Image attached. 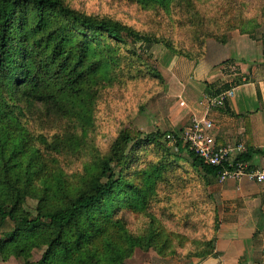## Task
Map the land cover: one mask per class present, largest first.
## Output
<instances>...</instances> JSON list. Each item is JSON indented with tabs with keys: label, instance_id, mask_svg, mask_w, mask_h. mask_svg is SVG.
Masks as SVG:
<instances>
[{
	"label": "rangeland",
	"instance_id": "obj_1",
	"mask_svg": "<svg viewBox=\"0 0 264 264\" xmlns=\"http://www.w3.org/2000/svg\"><path fill=\"white\" fill-rule=\"evenodd\" d=\"M61 1L87 16L116 21L163 42L134 43L130 37H122L116 43L100 32L63 22L67 33L82 40L89 56L99 61L97 74L85 89L88 109L77 117L45 119L37 113V105L30 115L24 116H18L10 104L0 106V144L13 152L6 162L8 177L19 186L26 184L32 195L46 192L49 203L57 204L61 202L59 191L76 189L97 161L108 155L113 140L124 129L142 135L157 134L151 143L144 142L141 136L130 142L122 162L111 164L116 185L96 212L102 211L124 238L146 240L160 231L171 241L161 255L143 242L120 264L188 261L217 229L223 205L219 193L227 180L204 175L192 167L186 150L178 152L165 141L166 134L179 132L172 124L177 121L174 113L182 108L167 86L165 63L170 57H183L174 51L178 50L176 45L190 56L203 57L206 50L213 52L212 45L220 42L205 35L217 31L214 17L218 5H226L227 0H196L195 5L204 17L203 24L197 27L182 26L183 21L170 18V10L142 8L132 0ZM246 1L242 6L251 12L252 4L248 6L249 0ZM168 42L171 48L163 46ZM35 206L36 200L25 196L21 210L32 217ZM108 207L116 212L106 215ZM11 230V222L2 223L0 240L5 241L4 234ZM172 250L179 254L178 258L171 254ZM43 251L44 246L34 247L26 250L22 258L13 255L6 245L1 255L5 252L6 257L1 260L0 256V263L35 264Z\"/></svg>",
	"mask_w": 264,
	"mask_h": 264
},
{
	"label": "trees",
	"instance_id": "obj_2",
	"mask_svg": "<svg viewBox=\"0 0 264 264\" xmlns=\"http://www.w3.org/2000/svg\"><path fill=\"white\" fill-rule=\"evenodd\" d=\"M132 1L142 8L170 10V18L183 21L182 26L203 24L204 17L195 5L196 0ZM242 3L247 1L227 0L226 5L223 2L219 4L214 17L217 31L205 36L224 43L228 31L252 27L257 13L264 8V0H249L247 5L252 4L251 12H247ZM63 22L85 31L100 32L116 43L121 42L122 37H130L134 43L163 42L159 38L138 34L116 21L87 16L69 8L61 0H0L1 107L10 104L18 116H24L30 115L37 105V113L45 119L77 117L88 109L85 89L96 76L99 61L89 56L82 40L67 33ZM191 39L195 40L192 36ZM163 46L172 47L170 42ZM175 47L178 50L174 51L186 59L202 57V54L190 56L180 51L182 47L179 45ZM2 119L3 116H0V121ZM171 133L176 138V151L185 150L176 137L177 133ZM140 136L144 142L151 143L159 135H142L138 131L124 129L113 140L108 155L97 161L76 189L59 191L61 202L57 204L49 203L50 197L46 192L32 195L26 184L19 186L8 177L6 162L13 157V152L5 150L0 144V225L5 221L12 223V230L4 234L6 240H0V256L6 245H9L13 255L22 258H25L26 250L44 246L35 264H120L134 247L140 248L143 242L158 255L169 249L171 241L162 232L156 230L146 240L124 238L102 211L96 212L116 185L111 164H120L128 144ZM187 153L192 167L198 168L204 175L218 176L220 167L204 166L193 153ZM251 154V150L245 147V152L236 160L248 162ZM25 196L36 200L35 215L32 217L21 210ZM114 212L116 210L108 207L105 214ZM213 239L214 235L203 243L199 253L190 257L211 255ZM171 254L179 257L173 250ZM1 257L4 260L5 252Z\"/></svg>",
	"mask_w": 264,
	"mask_h": 264
},
{
	"label": "crops",
	"instance_id": "obj_3",
	"mask_svg": "<svg viewBox=\"0 0 264 264\" xmlns=\"http://www.w3.org/2000/svg\"><path fill=\"white\" fill-rule=\"evenodd\" d=\"M252 27L233 29L213 52L199 59H167L164 78L182 103L172 125L180 131L192 119L211 122L217 145L242 142L252 152L249 169H264V9ZM233 87L222 108L208 109L205 96ZM173 114V115H174ZM178 133V132H177ZM212 254L176 264H264V181L227 180ZM184 260V259H182ZM1 264V263H0Z\"/></svg>",
	"mask_w": 264,
	"mask_h": 264
},
{
	"label": "built area",
	"instance_id": "obj_4",
	"mask_svg": "<svg viewBox=\"0 0 264 264\" xmlns=\"http://www.w3.org/2000/svg\"><path fill=\"white\" fill-rule=\"evenodd\" d=\"M232 96L233 87H228L217 94H209L204 98L206 107L208 109L222 108ZM211 125L206 118L192 119L176 137L184 149L193 153L202 165L221 168L217 176L219 181L245 179L251 182H263L264 169L251 170L247 162L236 160L237 156L245 152V145L242 142L217 145L213 137L209 135ZM164 139L174 146L176 138L172 133L166 134Z\"/></svg>",
	"mask_w": 264,
	"mask_h": 264
}]
</instances>
